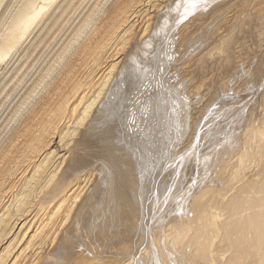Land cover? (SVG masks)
Returning <instances> with one entry per match:
<instances>
[{"label": "bare ground", "instance_id": "bare-ground-1", "mask_svg": "<svg viewBox=\"0 0 264 264\" xmlns=\"http://www.w3.org/2000/svg\"><path fill=\"white\" fill-rule=\"evenodd\" d=\"M4 1L0 264H264V0Z\"/></svg>", "mask_w": 264, "mask_h": 264}, {"label": "rangeland", "instance_id": "rangeland-1", "mask_svg": "<svg viewBox=\"0 0 264 264\" xmlns=\"http://www.w3.org/2000/svg\"><path fill=\"white\" fill-rule=\"evenodd\" d=\"M7 1V0H6ZM6 1H4V2H6ZM15 2V4L13 5V3ZM16 2H19V0H17V1H15V0H13V1H11V4L10 5H12V6H10L9 5V7L12 9L13 8V6L15 7V6H17V3ZM8 7V8H9ZM8 10V9H7ZM10 10V9H9ZM8 10V11H9ZM196 13H198V12H196ZM229 15V14H228ZM227 15V16H228ZM186 21V20H185ZM185 21H183V22H185ZM182 22V23H183ZM263 28H264V26H263ZM37 31V30H36ZM36 32H34V34H35ZM38 33V32H37ZM37 33H36V35H37ZM33 40L35 39V36L32 38ZM33 40H30V41H33ZM30 43L28 42H26L25 44H24V46H28ZM25 50V49H24ZM245 53V52H244ZM196 54V52H192V55L194 56ZM24 55V52L19 56V57H15L14 59H13V61L11 62V64L7 67V69H8V72H6V70L5 71H2V72H0V75H3V78H2V80L0 81V85H1V83H2V81H5L6 79H7V77H9L8 75L10 74V72L11 71H9V70H12L13 69V65H15L16 66V62L18 63L19 62V60L21 59V56H23ZM244 55V54H243ZM246 55V54H245ZM244 55V56H245ZM20 58V59H19ZM18 60V61H17ZM249 60V59H248ZM247 61V60H246ZM255 63H256V61H252V65L254 64L255 65ZM253 65V66H254ZM3 73V74H2ZM8 74V75H7ZM264 74V73H263ZM7 75V76H6ZM31 76V74L29 75V77ZM5 79V80H4ZM255 79V78H254ZM256 80V79H255ZM254 80V81H255ZM260 92H259V94L260 93H262L263 91H264V88H261L260 90H259ZM14 98V97H13ZM12 98V99H13ZM253 100H254V98H252L251 99V101H249L248 103H250V105L253 103ZM196 104H194V106H195ZM11 107V106H10ZM6 108V107H5ZM246 109H248V107L246 108ZM5 110V109H4ZM3 112V111H2ZM0 115H1V113H0ZM4 119V117L1 119V121ZM209 149V150H208ZM211 150H212V148L210 149V148H208L207 147V145L205 144V145H203V146H201L200 147V152L201 151H203V153H210L211 152ZM224 163V161L222 162V164ZM255 170V169H254ZM254 170L252 171L251 169H250V171H247V173L245 174V177L243 178V179H241L240 181H238V182H236V181H234L233 183H234V185H231L232 183H229L228 184V186H223V185H220V184H217V185H219V186H217L218 187V189H220L221 191H220V194L221 195H224V200L223 199H221V197H217L216 196V199H218L217 201H225L226 200V198L227 197H229V196H231L233 193H235L236 192V189L238 190L239 188H241V186H243L244 184H246L247 183V180H249V179H257V174H256V172L254 173ZM258 173H259V175L261 174L259 171H257ZM196 174V173H195ZM194 176H195V178H194ZM193 176V180L191 179V183H193V185L196 183L195 182V180H196V178H197V174L196 175H194ZM195 179V180H194ZM197 181V180H196ZM212 181V182H211ZM208 183H207V185H205V186H213V185H215L216 186V179H213L212 180V177L211 178H209L208 179V181H207ZM211 182V183H210ZM215 182V183H214ZM245 182V183H244ZM242 184V185H241ZM229 186L231 187V189L229 190ZM197 187V186H196ZM223 187V188H222ZM226 188V189H225ZM234 188V189H233ZM201 189V188H200ZM224 189V190H223ZM229 190V191H228ZM226 191H228L227 193H225ZM226 194V195H225ZM211 211H214V212H216V213H218L214 208H212V210ZM253 260L251 259V258H249L248 256H244L243 258H241V260H240V264H247L248 262H252ZM238 263V264H239Z\"/></svg>", "mask_w": 264, "mask_h": 264}]
</instances>
